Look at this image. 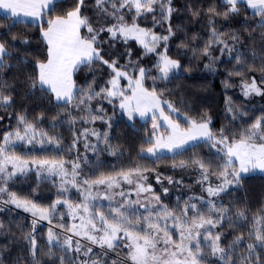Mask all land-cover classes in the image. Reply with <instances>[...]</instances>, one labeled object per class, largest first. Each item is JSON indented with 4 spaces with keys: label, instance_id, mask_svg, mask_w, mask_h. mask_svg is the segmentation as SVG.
Returning <instances> with one entry per match:
<instances>
[{
    "label": "trees",
    "instance_id": "1",
    "mask_svg": "<svg viewBox=\"0 0 264 264\" xmlns=\"http://www.w3.org/2000/svg\"><path fill=\"white\" fill-rule=\"evenodd\" d=\"M76 0H65L58 5L57 10L44 16L40 25L27 22H15L12 18L0 15V41L5 42L9 55L6 57L8 67L0 68V81L6 87L3 88L5 95L12 96L11 106L0 107V142L6 133L14 131L18 126V117L24 115L26 119L35 124L37 132H46L49 136L56 137L60 144H47L41 146L39 143L28 145L16 143L12 151L16 155L25 158H52L80 163V176L77 178L95 179L100 174L113 175L121 170H127L140 166L147 168L145 172L148 180L157 184V176L166 187L164 191L166 198L161 201L168 209L180 214V209L185 203H194L197 208L205 214L213 215L208 210L206 201L200 200L207 185L198 182L201 179L200 170L191 164L194 159H202L205 162L211 161L212 170L222 161L217 157L215 149L209 144L199 142L174 155H162L151 157L142 152V148L148 147L146 139L152 134V121H141L134 118L129 121L120 110L119 98H114L109 104L107 100L98 98L91 101V107L96 115H104L111 127L101 120L94 123H85L80 117H86L88 113L83 105L77 108L76 102L63 106L58 105L53 94L48 91H41L39 87H31L32 79L35 76L37 61L46 59L47 45L41 35L42 28H47V19L54 15H63L70 10ZM86 7L82 13L89 17L94 27H99L106 21L98 19L95 0H85ZM175 11L170 21H161L155 24L152 20L153 14L141 16L138 23L142 27L153 28L160 35H167V28L171 23L175 32L167 42L168 55L180 62V68L170 74L168 79L146 78L144 86L152 90L154 87L162 101L171 102L183 116L200 120L203 117H210V128L215 134H220L223 129L230 139L240 134L241 130L247 128L258 118H264V101L260 104H251L243 95L242 84L244 81L251 82L254 77L257 85L264 91V27L259 26L260 18L253 14L250 8L239 4V13L223 15L228 10L224 0H172ZM209 8H215L216 13L209 12ZM109 10L110 6H109ZM198 13V15H193ZM134 12L125 10V18L131 23ZM160 20V13H155ZM221 34V38L227 42L228 50L222 51V45L212 44L209 51L210 57L203 55L204 47L212 37V29ZM82 34L84 30L82 29ZM17 39L13 40L12 37ZM235 37V39H234ZM27 39L28 43L21 41ZM99 45L101 55L106 60H117L118 67L127 65L125 70L134 77L133 71L137 66L149 71L150 76H159L155 67L158 57L155 54H144L142 47L134 41L125 44L122 40H112L109 34H100ZM163 43L161 48H163ZM130 49L131 60L125 55ZM160 49H158L159 51ZM241 60L237 64L236 58ZM138 61V65L137 62ZM243 68L242 75H230L238 69ZM251 68L249 71L247 69ZM111 69L101 63L95 62L90 67H81L74 75L77 88H86L89 84L96 90L107 87V81L111 78ZM122 87L127 86V80L121 79ZM231 106L234 111L229 112ZM102 107L103 112L97 111ZM169 112L168 108L165 107ZM170 113V112H169ZM182 126L187 124L183 116L170 113ZM76 117V122L70 123V118ZM95 130L102 135L107 133L108 143L96 136L87 135L85 139L82 133L84 130ZM79 137L72 147L73 141ZM85 143L89 148H85ZM93 147L95 150H93ZM115 152V155L112 153ZM188 161V167H173V164ZM172 183H169L168 178ZM209 182L217 185L219 180L215 175H209ZM2 183V182H0ZM60 182L55 179H39L36 175H19L8 182L9 191L15 192L21 198H27L36 203L39 207L50 208L57 199L65 198L61 194ZM71 198L75 200L71 192ZM164 195V196H165ZM168 196V197H167ZM207 196V195H206ZM3 198V196H1ZM0 197V199H2ZM8 197V196H7ZM192 197H194L192 199ZM3 200V199H2ZM217 207L227 209L225 219L214 232H222L221 244L231 245L237 235L243 234L244 243L238 245V251L233 253V264L241 256H247L246 244L255 243L248 233L252 232L255 218L264 216V175L259 173L244 175L239 184H233L227 191L212 198ZM138 213L143 216L147 213ZM243 212L246 220L240 221L238 212ZM68 211L58 209L57 215L52 218V224L48 221H39L33 231L32 216L14 209L11 205L0 203V264H61V257L64 264H79L80 261L97 259L100 264H131L127 259L128 249L118 247L116 250H107L104 255L102 249L94 248L82 241H79L83 248L91 247L92 254L88 257L82 253H66L59 246H49L47 235L49 228H52L63 240L67 237L64 232L70 226ZM189 213H193L189 211ZM194 214V213H193ZM62 217V219H61ZM63 224L64 229L56 227ZM31 234L37 241V255L31 254V245L27 237ZM76 239L73 238V246ZM205 253L208 249L205 245ZM260 252L259 249H257ZM205 264H222L220 260L207 255ZM254 264V262H250ZM260 264H264V252L260 253Z\"/></svg>",
    "mask_w": 264,
    "mask_h": 264
},
{
    "label": "snow or ice",
    "instance_id": "2",
    "mask_svg": "<svg viewBox=\"0 0 264 264\" xmlns=\"http://www.w3.org/2000/svg\"><path fill=\"white\" fill-rule=\"evenodd\" d=\"M62 2L65 0H0V9L11 17L24 16L39 21L44 16L55 12ZM224 3L228 8L223 13L225 17L229 13H239L238 5L243 4L253 10V14L260 18L259 26L264 27V0H224ZM85 7V0H76L72 8L65 11L63 15H54L47 19V28H42L41 31L47 45L46 59L37 61L35 65L36 73L31 78L33 89L39 87L41 91L50 92L58 105L67 106L73 102H76L77 108L83 105L88 115L80 119L85 123H94L99 119L111 127L104 115H96L92 110L91 101L98 98L107 100L109 104L114 98H119V107L126 110L129 120H132L134 114L144 118L151 113L152 134L146 139L148 147L142 148L141 151L157 159L160 158L158 154L163 150L175 151L198 141L209 144L212 149H215L222 163L212 171H210L211 161L194 159L191 164L200 170L201 179L198 182L208 181L209 175H215L220 181L215 186L209 183L205 189L211 197H217L227 191L229 186L239 184L242 173L257 169L264 171V118L256 119L247 128L242 129L239 135L232 136L230 139L223 129L220 130L219 135L213 132L209 127L210 117L205 116L197 120L183 116L171 102L162 101L154 87L149 90L144 86L146 78H151L153 81L158 78L166 80L170 74L180 68V62L168 55L167 42L175 35L171 23L168 25L167 35L157 34L153 28L142 27L138 23L139 18L146 17V14H153L154 25L161 21H170L175 11L172 0H95L98 19L106 21L99 27H94L89 17L82 13V8ZM125 10L134 12L131 23L125 18ZM157 11L160 13V20L155 15ZM208 11L216 13L215 8H209ZM216 14L220 15V13ZM193 15H198V13H193ZM82 29L86 34H82ZM104 32L108 33L112 40H122L125 44L129 41L137 42L145 55L155 54L158 57L155 67L158 69L159 76H150L148 70L137 66L133 69L137 73L134 77L125 70L127 65L118 67L117 60L104 59L99 48L102 43L99 37ZM212 37L213 39L203 49L205 57H210L209 49L214 43L222 45V51L228 50L229 53L232 51L227 42L221 38V34L217 33L214 28ZM12 39L16 40L17 37L13 36ZM21 42L27 44L28 40L25 38ZM162 43L163 48H161ZM8 55L9 51L5 42L0 41V68L8 67L6 61ZM125 55L129 57L128 63H133L130 49ZM95 62H101L111 69L112 75L107 81L108 86L96 90L89 84L86 88L78 89L73 78L74 73L81 67H90ZM236 62L241 63L239 57L236 58ZM136 63L138 65V61ZM243 71L244 69L241 68L230 75H242ZM260 71L264 72V67ZM121 79L127 80L126 87L121 86ZM4 87L6 85L0 81V107L12 104V96L4 94ZM242 87L245 96L264 95V91L258 87L254 77L250 83L245 82ZM165 106L170 113L183 116L187 126H182L177 119L166 114ZM97 111L102 113L103 108L100 107ZM228 111L233 112L234 109L229 106ZM76 119V117H71L70 123L74 124ZM161 120L166 126L167 134L160 131ZM18 124L19 126L14 131L6 133L0 142V182H2L0 183V194L6 193L8 196L6 200L0 199V203L12 204L16 208L31 213L34 217L33 231H35L38 220H46L52 224V217L57 215V205H67L72 220H79V223H72L71 227L65 231L71 232L72 236L82 237L92 245L105 250L104 255L107 254V250H116L122 246L128 249L127 259L131 264H205L207 255L216 257L222 264H233V253L238 251V245L244 243L243 234L237 235L231 245L226 247L221 244L223 233L213 231L223 223L226 208L217 207L215 202L208 201V210L213 214L208 215L198 209L196 204L185 203L180 209V214H176L166 205H161L155 214L149 209L147 215L141 218L136 215L134 205L142 208L148 206L141 203L139 199L132 201L129 198L130 194L123 191L121 185L123 183L135 185L138 197L141 193H150L152 199L159 203V196L154 194L150 185L143 183L147 180L144 173L149 169L137 166L121 170L113 175L100 174L95 179L83 178L78 181L81 167L78 159L75 161H65L63 158L29 160L16 155L12 151V146L18 142L28 145L35 142L41 146L45 143L57 146L60 144L58 138L49 136L46 132L38 133L36 125L29 122L24 115L18 117ZM89 134L96 136L98 140L102 139L105 144L108 143L107 133L102 135L95 130L89 133L87 129L82 133L85 139ZM78 139L79 137L74 139L72 147H75ZM85 148H89V144L85 143ZM93 150H95L94 147ZM112 154L115 155V152ZM66 165H70V170ZM188 166L189 162L183 160L179 164H173V167ZM33 168L38 175L47 173L49 177H59L61 194L70 190L66 187L69 185L82 194V202L73 205L67 199H57L50 208H42L30 199L21 198L15 192L9 191L8 182L13 177L18 173L26 174ZM157 181L160 182L159 176H157ZM168 181L172 183L170 177ZM164 191L167 192V189ZM117 195L123 199L110 204L107 213L95 203L98 199L113 201ZM189 211L194 214L189 216ZM236 215L240 221L247 219L242 211ZM2 227L3 224H0V228ZM56 227L65 228L63 224ZM253 229L248 235L255 240V243L246 244L248 255L241 256L236 264H250V262L260 264V253L264 252V216L255 218ZM173 230L178 234L177 239H173ZM72 236L61 240L60 236L49 228L47 243L50 247L59 246L66 253L75 252L82 253L86 257L90 256L92 248H83L79 240L73 246ZM27 239L31 245V254L36 257V238L29 234ZM202 242H206L207 253L202 247ZM36 264H40L39 260ZM61 264H64L63 257H61ZM79 264H100V261L97 259L84 260Z\"/></svg>",
    "mask_w": 264,
    "mask_h": 264
},
{
    "label": "rangeland",
    "instance_id": "3",
    "mask_svg": "<svg viewBox=\"0 0 264 264\" xmlns=\"http://www.w3.org/2000/svg\"><path fill=\"white\" fill-rule=\"evenodd\" d=\"M40 25V24H39ZM135 42V41H134ZM137 43V42H136ZM138 44V43H137ZM139 45V44H138ZM139 47H141L140 45H139ZM76 73V72H75ZM75 73H74V75H75ZM120 83H121V86H122V81H120ZM239 84H244V81L243 82H241V83H239ZM259 87V86H258ZM263 91V90H262ZM243 95H244V91H243ZM244 97L245 98H247V100L251 103V104H260V102H262V101H264V95H256V94H251V95H248V96H245L244 95ZM166 107V106H165ZM120 110L125 114V116H126V118L129 120V118H128V115H127V112H126V110H124V109H121L120 108ZM165 113L166 114H170L167 110H166V108H165ZM171 115V114H170ZM172 116V115H171ZM173 117V116H172ZM134 118H138V119H140L141 121H149V120H151V113H149L148 114V116H146V117H144V118H141L138 114H134V116H133V118H132V120L134 119ZM174 118V117H173ZM175 119V118H174ZM98 120V119H97ZM132 120H129V121H132ZM179 122V121H178ZM160 123H161V128H160V131L161 132H163V133H165V134H167V129H166V126L164 125V123H163V121L161 120L160 121ZM180 123V122H179ZM181 124V123H180ZM209 127H210V125H209ZM216 135H219V134H216ZM199 142H202V141H198V142H195V143H193V144H189V145H186L184 148H182V149H176L175 151H168V150H163V151H161L159 154H158V156H162V155H174V154H176V153H178V152H181V151H183L184 149H186V148H188V147H190V146H193V145H195V144H197V143H199ZM19 143V142H18ZM145 154L146 155H148V156H150L149 154H147L146 152H145ZM22 157V156H21ZM151 157H153V156H151ZM22 158H24V159H29V160H31V159H36V158H25V157H22ZM50 159H52V158H50ZM66 167H69V170H70V165H66ZM254 173H259V174H262V175H264V171H261V170H259V169H257V170H254V171H252V172H248V173H242L241 174V177L242 176H244V175H249V174H254ZM28 174H31V175H36V177L37 178H39V179H43V178H48V179H55V180H59V182H60V178L59 177H49L48 175H47V173H42V174H40V175H38L37 174V172H36V170H35V168H33V170L32 171H29V172H27L26 174H17V176H19V175H28ZM16 177V176H15ZM15 177H13V179L15 178ZM157 178V177H156ZM12 179V180H13ZM79 181V180H78ZM160 181H161V179H160ZM198 181H200V179L198 180ZM10 182V181H9ZM143 183L145 184V185H150L151 186V188L153 189V192H154V194L156 195V196H159V203H157L154 199H152V194H150V193H141L140 195H139V197L137 196V194H136V191H135V185H128V184H126V183H123L122 185H121V189L123 190V191H125L126 193H129L130 194V199L132 200V201H135V200H137V199H139L140 201H141V203H143V204H145V205H147L148 207L147 208H142V207H140L139 205H134V210H135V212H136V215L137 216H139V214L138 213H141L142 211L140 210V209H143V211L145 212V213H147V211L150 209L154 214H155V212L157 211V210H159L160 209V207H161V205H163V203H161V201H163L165 198H166V195H165V193H164V189H166V187L163 185V183H161V182H158L157 181V184L158 185H155L154 184V181L153 180H148V178H147V180L146 181H143ZM200 183V182H199ZM210 182H209V180L208 181H206V182H204V183H201V184H205V185H207L206 187H205V189L208 187V184H209ZM219 183H220V181H219ZM212 184V183H211ZM213 186H215L214 184H212ZM232 186V185H231ZM231 186H229V188L231 187ZM66 187H69V191L68 192H65V194H66V197L65 198H61L62 200L63 199H67V200H69L73 205H75V204H78V203H81L82 202V200H83V196H82V194H80V193H78L77 192V190L76 189H74V188H71L69 185H66ZM228 188V189H229ZM227 189V190H228ZM95 191V190H94ZM101 191H103V189H101ZM117 191H119V190H117ZM71 192H76V193H78V195H76V194H74V197L75 196H77V198L75 197V200H73L72 198H71V196H72V194H71ZM222 193H224V192H222ZM221 193V194H222ZM165 195V196H164ZM207 195V196H206ZM1 196H3V198L1 197ZM0 197L3 199V200H6V199H8V197H7V194L5 193V194H0ZM168 197V196H167ZM199 198H200V200H202V201H206V202H208V201H211L212 200V198H214V197H211V196H209L208 195V193L206 192V191H204V195L203 196H198ZM194 197H192V199H193ZM121 199H123V198H121L120 196H116L115 197V200H113V201H107V200H104V199H98L95 203H96V205L101 209V210H103V211H105L106 213H107V211H108V208H109V205L110 204H115L116 202H118V201H120ZM6 205H11L14 209H16V210H19V211H22V212H24V213H26V214H28V215H30V216H32L31 215V213H29V212H25L23 209H19V208H16L15 207V205H12V204H6ZM64 209V210H66V211H68L67 213H68V215L70 216V219H71V222H70V226L69 227H71V225H72V223H79V220H76V221H73L72 220V218H71V215L69 214V210H68V208H67V205H57L56 206V211L59 209ZM145 215H147V214H145ZM188 215L189 216H191V215H193V213H188ZM144 216V215H143ZM143 216H141V218L143 217ZM33 217V216H32ZM34 218V217H33ZM53 218V217H52ZM38 219V218H37ZM39 221H42V222H44V221H46V220H39ZM218 228V227H217ZM216 230V228L215 229H213V231H215ZM202 232H203V230H202ZM65 234H67V236H72V233L71 232H64ZM72 238H74V239H76V240H79V241H82V242H84V243H86V244H88V245H90V246H92V247H94V248H98V249H100L98 246H96V245H92L88 240H86V239H84V238H82V237H77V236H72ZM178 238V234H177V232L175 231V230H173V239H177ZM202 245H206V242H202Z\"/></svg>",
    "mask_w": 264,
    "mask_h": 264
},
{
    "label": "crops",
    "instance_id": "4",
    "mask_svg": "<svg viewBox=\"0 0 264 264\" xmlns=\"http://www.w3.org/2000/svg\"><path fill=\"white\" fill-rule=\"evenodd\" d=\"M253 11V10H252ZM0 15H4V16H7V17H10L13 19V21L15 22H27V23H31V24H36V25H39L42 23L43 21V18L39 21L37 20H33L32 18H28V17H24V16H20V17H11L10 15H7L5 13L4 10L0 9ZM74 78V77H73Z\"/></svg>",
    "mask_w": 264,
    "mask_h": 264
}]
</instances>
